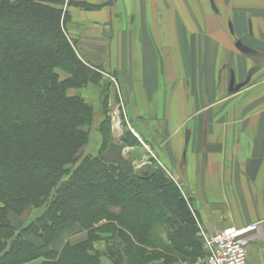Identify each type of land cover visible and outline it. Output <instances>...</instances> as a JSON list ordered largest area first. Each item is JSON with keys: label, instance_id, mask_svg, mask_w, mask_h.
Wrapping results in <instances>:
<instances>
[{"label": "crops", "instance_id": "1", "mask_svg": "<svg viewBox=\"0 0 264 264\" xmlns=\"http://www.w3.org/2000/svg\"><path fill=\"white\" fill-rule=\"evenodd\" d=\"M71 1L77 52L128 86L137 118L133 144L115 127L103 157L138 172L156 158L207 231L258 224L247 233L248 264H264V0ZM146 117L143 138L137 120ZM83 235L67 226L52 247Z\"/></svg>", "mask_w": 264, "mask_h": 264}, {"label": "trees", "instance_id": "2", "mask_svg": "<svg viewBox=\"0 0 264 264\" xmlns=\"http://www.w3.org/2000/svg\"><path fill=\"white\" fill-rule=\"evenodd\" d=\"M70 17L65 0H0V264L206 258L190 205L161 167L143 174L104 157L78 162L89 136L81 125L87 126L92 107L70 89L97 83L91 90L104 91L107 112L111 84L99 79L112 74L80 57L67 30ZM61 73L71 77L61 79ZM108 125L109 118L107 133ZM132 204L149 215L128 208ZM26 207L36 216L21 228L11 224L7 212ZM125 209L142 215L138 227L122 215ZM155 222H163L159 233L168 243H151ZM74 224L84 235L55 250L57 234Z\"/></svg>", "mask_w": 264, "mask_h": 264}, {"label": "rangeland", "instance_id": "3", "mask_svg": "<svg viewBox=\"0 0 264 264\" xmlns=\"http://www.w3.org/2000/svg\"><path fill=\"white\" fill-rule=\"evenodd\" d=\"M71 1V0H69ZM66 0H65V5H66ZM68 3V2H67ZM227 30L229 31L230 34L234 35L233 32L235 31L234 26L229 24V26L227 25ZM234 37L236 38V36L234 35ZM240 40V38H237ZM236 42H238L236 40ZM67 77H71L70 74L68 73H61V79L63 78H67ZM99 80L104 81L106 84H111L110 89H109V94H108V100H107V112L103 111V102L105 101V99L103 98V94L104 91H101L102 93H100L99 91H96L95 89L91 90V86H94L96 84L94 83H89L88 86L86 87H82L80 89H70L71 93H77L80 94L82 96L83 99H85L87 101V103L89 105H91L92 110H91V119L88 122L87 126H82L81 128L83 129H89V136H88V140L87 143L83 146L82 148V153L81 156L78 160V162H80V160H82V158L84 156H94V157H103V152L107 149V142H104V138L105 136L108 134L109 140L108 142H112L114 141L115 137H114V130H116L117 127L124 125L125 126V133L124 136L127 140V144L132 145L134 142V137L133 136V132L131 131V126H132V121L133 119H137L135 116L132 117L131 114H129V108H131V100L129 99L128 96H126L127 94H130V90L128 88V86L124 85L123 82H120L119 79L113 77L112 76H107L105 74V76H102ZM99 82V81H98ZM100 93V94H99ZM132 98L134 96H131ZM135 101V100H134ZM142 104H145L144 101H141ZM106 110V109H105ZM134 110V109H133ZM109 118V125H108V130L109 133H107V130L104 129V124L106 119ZM139 120H137L138 123V127L139 125L142 127L143 133L142 136L143 138H146V134L149 135V132H147L150 129V126L152 124V122L148 119V117H146L145 122H138ZM160 124V123H159ZM116 127V128H115ZM146 134H145V133ZM107 137V136H106ZM117 139V138H116ZM108 143V144H109ZM126 151H129L130 148L129 146H124ZM76 162V163H78ZM113 162V164L118 163V160H114L111 161V163ZM150 168L146 167V165H144L142 167V169H144L142 172L145 174L146 172H155L156 170H158V168H162L163 167L160 165L159 161L156 158H151L150 161ZM164 170V169H163ZM165 171V170H164ZM167 173V171H165ZM169 175V174H167ZM174 182L177 184V180L175 178H173L171 175H169ZM182 191V190H181ZM183 193V192H182ZM184 198L188 201L189 205H190V210L193 212V214L195 213L192 209V200L190 197L184 195ZM128 208H139L140 211L143 213L142 215H146L148 216L149 214L147 213L146 209L132 204V205H128ZM192 208V209H191ZM38 211L33 210L31 211L29 208H20V209H12L9 210L7 212L8 217L10 219V223L13 224L16 227L21 228L22 226H24L27 222H29L31 220V218L33 219ZM116 212H120L119 209L116 210ZM123 216H126L130 219H132L133 223H135L138 227V224L140 225L141 222L143 221L142 219V215H138V212H136L135 214L132 213L131 214V209H125L123 211H121ZM195 217V214L193 215ZM196 219V218H195ZM134 224V226H136ZM163 222H155L153 224V242L151 241V243H154V240H157V238H160L162 242H164L165 244L168 243L165 239V237L159 233L160 228L162 227ZM138 231V236H142L144 234L143 229H138L136 230ZM137 255V254H136ZM127 259L123 258L122 260H120V262L118 264H127ZM204 260L205 258H201L199 257V259H196V261L193 262H189L188 258L184 257V256H180V260H178L177 264H204ZM106 264H112L108 259L105 260ZM117 264V263H116ZM133 264H139V260L138 262H134ZM144 264H147L144 263Z\"/></svg>", "mask_w": 264, "mask_h": 264}, {"label": "built area", "instance_id": "4", "mask_svg": "<svg viewBox=\"0 0 264 264\" xmlns=\"http://www.w3.org/2000/svg\"><path fill=\"white\" fill-rule=\"evenodd\" d=\"M182 192L185 195L183 190ZM194 214L199 230L198 234L207 252L204 264H248L247 246L249 240L247 233L256 230L258 224L241 228L232 226L207 231L196 213Z\"/></svg>", "mask_w": 264, "mask_h": 264}, {"label": "bare ground", "instance_id": "5", "mask_svg": "<svg viewBox=\"0 0 264 264\" xmlns=\"http://www.w3.org/2000/svg\"><path fill=\"white\" fill-rule=\"evenodd\" d=\"M120 153V147L113 145L110 151L111 156H117Z\"/></svg>", "mask_w": 264, "mask_h": 264}]
</instances>
